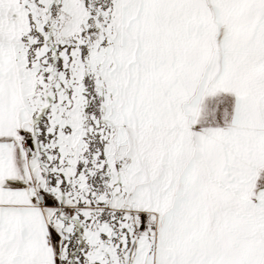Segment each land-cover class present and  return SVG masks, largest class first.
Listing matches in <instances>:
<instances>
[{
	"label": "snow or ice",
	"instance_id": "1",
	"mask_svg": "<svg viewBox=\"0 0 264 264\" xmlns=\"http://www.w3.org/2000/svg\"><path fill=\"white\" fill-rule=\"evenodd\" d=\"M0 264H264V0H0Z\"/></svg>",
	"mask_w": 264,
	"mask_h": 264
}]
</instances>
